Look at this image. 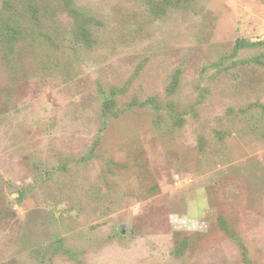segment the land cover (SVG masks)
Masks as SVG:
<instances>
[{
	"label": "rangeland",
	"instance_id": "374dc122",
	"mask_svg": "<svg viewBox=\"0 0 264 264\" xmlns=\"http://www.w3.org/2000/svg\"><path fill=\"white\" fill-rule=\"evenodd\" d=\"M0 264H264V0H0Z\"/></svg>",
	"mask_w": 264,
	"mask_h": 264
},
{
	"label": "trees",
	"instance_id": "16d2710c",
	"mask_svg": "<svg viewBox=\"0 0 264 264\" xmlns=\"http://www.w3.org/2000/svg\"><path fill=\"white\" fill-rule=\"evenodd\" d=\"M28 3H29V6L30 8H34V4H36V2H38V0H26ZM71 13L75 12L73 10H70ZM76 14V13H75ZM10 34H12L13 36L14 35V30L11 29L9 32H8V35L11 36ZM258 43H252V42H248L244 39H239L237 40L236 42V46H235V52H238L239 50L243 49V48H246V47H252V46H255L257 45ZM148 103L147 102H144V103H139V102H134L132 103L131 105V108L132 106H136V107H144L146 106ZM122 113H124V111H116L115 110V104H114V101L111 100V101H107L104 105V110H103V117H104V121L106 122L108 119H110V117L112 118H117L119 117ZM96 144H98V141L96 140L95 141ZM94 147L92 148V150L84 156V159L83 160H88L92 157V155H94Z\"/></svg>",
	"mask_w": 264,
	"mask_h": 264
}]
</instances>
